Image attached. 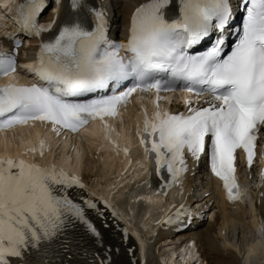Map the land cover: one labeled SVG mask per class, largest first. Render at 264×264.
Returning <instances> with one entry per match:
<instances>
[{
	"label": "snow or ice",
	"instance_id": "1",
	"mask_svg": "<svg viewBox=\"0 0 264 264\" xmlns=\"http://www.w3.org/2000/svg\"><path fill=\"white\" fill-rule=\"evenodd\" d=\"M78 6L80 0H73L72 7ZM43 7L42 0L18 6L25 34L42 37L51 29V24L38 26ZM236 7L243 16L224 54L235 18L230 0H146L130 15L123 56L121 45L107 38L104 13L89 9L95 17L90 30L69 23L53 39H41L29 66L39 83L0 85V131L40 124L57 136L76 135L99 121L103 139L116 149L109 121L133 94L153 93V110L149 114L141 107L136 136L155 175L167 172L159 194L182 185L186 154L198 161L206 152L226 198L238 199L235 154L242 150L251 167L257 132L264 126V0H242ZM209 39L203 50H193ZM17 47L14 40L10 52H0V76L15 78ZM177 89L207 98L195 106L185 99L183 113L162 109L161 94ZM47 150L38 136L17 158L0 157V264H111L108 250L103 257L84 250L82 261L73 253L69 235L77 225L103 249L102 234L90 218V213L103 217L97 201L69 194L85 188L81 178L20 158ZM120 151L128 155L127 147ZM260 177L264 181V167ZM183 211L181 205L175 218Z\"/></svg>",
	"mask_w": 264,
	"mask_h": 264
},
{
	"label": "bare ground",
	"instance_id": "2",
	"mask_svg": "<svg viewBox=\"0 0 264 264\" xmlns=\"http://www.w3.org/2000/svg\"><path fill=\"white\" fill-rule=\"evenodd\" d=\"M141 1L143 0H123L120 7L117 9L115 8L118 12V15L115 16L117 19L115 23L118 25H125L129 20L132 7L134 4ZM3 2H10V0H5ZM104 2L107 4L108 0H104ZM80 3V6L73 9L71 13L82 25H90V11L87 10L86 7L93 4L94 0H80ZM44 18L50 20L51 16L48 14ZM0 25L2 26L0 34L1 32L6 33L4 30L6 24L1 22ZM135 110L136 106L131 104L127 108L125 117L122 121V125L125 127L124 137H128L130 141L131 117ZM36 129L37 127L29 131L30 127L28 126L19 128L14 131L17 132V134L12 133L10 135L1 136L0 143L3 146H6L8 143H14L22 138L21 135L23 133L28 132L25 141L28 145H32L38 136ZM52 139L53 137H50L49 140L47 139L49 151L38 157L37 160L39 163L48 165L51 163L50 160H52V156L57 154V158H59L57 160L59 161H57L54 166L57 169H63L64 171L81 176L83 183L85 182L84 180L94 183L95 185L92 186V188L95 192L99 191L98 196L108 195L111 192H116L115 197L118 193L123 194V198H121L122 196L117 198L120 208L124 209V207L128 205L126 212L130 210H140L150 215L146 221L141 222L140 218L136 225L131 223L132 227L130 231L133 237L131 241L133 243L136 242L137 248L142 253L145 247L147 248V243L143 242L140 236L143 233L149 234L150 229L154 227L153 232L155 235H152V239L154 240L152 243H149V247L146 249L147 262L145 264H190V261L198 256L199 257L196 259L197 262L203 264L204 262L205 264H229L228 259L233 260V264H264V229H261V227L254 222V217L252 216L253 201L251 198L242 196L239 204L234 206L227 205L223 200H219L215 205L218 213L215 214V217H211L213 223H203L200 229L189 238V240L195 242V245H193L192 242L189 245L184 244L179 251L178 259H174L173 257L170 258L168 256L169 254L172 256L176 254L173 253L176 252L175 245L171 239H168L169 236L161 225L163 215L159 216L157 210L164 208L169 203L180 202V200L176 199H181L185 195H189L190 188L187 185L189 181L187 183L185 181L183 182V186L181 187L183 191H181L178 196L173 194L169 198L149 197L147 203H145L139 199V195L143 194L146 190L143 185L144 171L142 169V164H144V158L142 154L137 151L134 143L129 142L128 145L130 147L131 158L138 163L131 164V161L127 160L128 157L122 152L112 150L111 148L108 149L106 145H104V152H98L97 146L90 138V133H82L77 139L70 142L60 140L61 145L58 144L59 141H52ZM56 146L57 151H55ZM97 167L99 173L94 174L93 172H95ZM128 171H130V173L127 178ZM112 180L121 183L113 187L114 184ZM241 181V188L244 193L253 194L255 192L256 185L254 183L253 185L248 184L244 176H242ZM103 183L113 184L109 186L113 188H100V185ZM141 199L143 200L144 198ZM208 201L209 199H206L204 203L207 204ZM140 222L141 227L139 225ZM242 223L244 224L243 227H246L250 232L252 231L250 234L253 233V235H251L252 237L249 238L245 245L241 248H237L236 245L229 242L228 232L230 233V230H234L235 226L236 229H239L240 226L238 224ZM243 227L241 230L245 229ZM213 234H215V237H213ZM182 238H185V236ZM120 251L119 248L118 254H116V256L113 254L118 261H122L120 260ZM155 258H157L156 261Z\"/></svg>",
	"mask_w": 264,
	"mask_h": 264
},
{
	"label": "rangeland",
	"instance_id": "3",
	"mask_svg": "<svg viewBox=\"0 0 264 264\" xmlns=\"http://www.w3.org/2000/svg\"><path fill=\"white\" fill-rule=\"evenodd\" d=\"M114 4L116 6V9L118 7H120V5L118 3H114ZM115 15H117L116 12H115ZM93 173L94 174L95 173L96 174L99 173L98 167L95 169V172H93ZM247 176L250 179L251 176H252V173L249 171ZM201 185H202V181L200 179H198L197 181L194 182V186H196V187H199ZM238 225L240 226V228L236 229V226H235V229H234L235 232H234V230H230L231 231L230 233L228 232V234H229L228 235V240H229L230 243L232 242L231 244L236 245L237 248H239V247L241 248L243 245H245V243L249 240V238L252 237L251 235H253V233L250 234L252 231L250 232L246 227H243L244 226L243 223L242 224H238ZM242 227L245 228V229L241 230ZM204 228H202V229H204ZM213 237H215V234H213ZM228 262H229V264H233L234 263L233 260H231V259H228Z\"/></svg>",
	"mask_w": 264,
	"mask_h": 264
}]
</instances>
